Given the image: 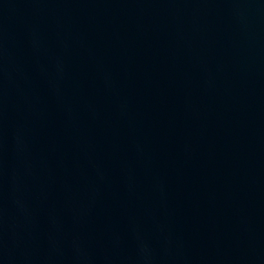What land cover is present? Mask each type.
Masks as SVG:
<instances>
[{
	"label": "water",
	"instance_id": "obj_1",
	"mask_svg": "<svg viewBox=\"0 0 264 264\" xmlns=\"http://www.w3.org/2000/svg\"><path fill=\"white\" fill-rule=\"evenodd\" d=\"M0 264H264V0H0Z\"/></svg>",
	"mask_w": 264,
	"mask_h": 264
}]
</instances>
